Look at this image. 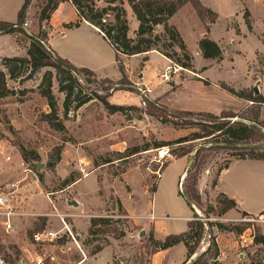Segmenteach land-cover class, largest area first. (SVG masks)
I'll use <instances>...</instances> for the list:
<instances>
[{"label":"rangeland","instance_id":"374dc122","mask_svg":"<svg viewBox=\"0 0 264 264\" xmlns=\"http://www.w3.org/2000/svg\"><path fill=\"white\" fill-rule=\"evenodd\" d=\"M103 1L100 0L99 7H104ZM199 2L203 8L216 14V20L213 23L214 37L223 41H231V38L235 37L234 32L227 29L247 31L243 14L245 10L251 14L252 31L235 49L238 53L231 52L233 68L228 69L226 74L224 71L227 64H223L222 68L219 66L221 70L212 68L206 77L213 79L217 75H225L235 87L243 88L242 85L246 83L243 80H250L249 78L255 80L256 77L264 75V69L260 64L264 60V0H199ZM21 3L22 0H0V21L14 22ZM43 5V0H31L25 24L22 27L23 32L29 37L36 38L48 32L47 22L38 21ZM187 5L172 24L183 38L187 52L194 55L197 51L198 39L202 37L201 29L206 27L210 29L212 24L209 20L213 17L205 15L204 19L200 20L191 5ZM123 7L129 24V37L134 38L138 23L126 2ZM157 31L162 30L157 28ZM10 36L15 44L6 37H0V70L4 72L6 69L3 66V59L27 57L28 40L19 34ZM17 38L21 39V42L17 43ZM222 47L225 45L222 44ZM231 53L228 52L229 57ZM139 64L138 61L130 60L126 65L127 68H134V83L137 82L136 76L143 67ZM207 64L209 62L202 58L196 59L197 68ZM166 65L162 59L155 56L144 64L145 82L155 100H151L150 94L148 99L140 96L135 88L143 87L132 84L128 80L126 85H118V82L93 79L63 67L82 89V96L99 95L110 104L125 108L136 107L144 113L132 109L126 110L125 113L111 115L98 99L93 98L76 112L72 105L70 112L64 116L62 109L64 94L59 92L58 84L59 79L62 78H59L55 69L42 68L37 72H31L26 65L16 70V78L7 77L6 86L10 95L0 102V186L23 180L21 183L24 199L22 207L25 212L36 216L22 218L16 232L11 235L5 236L0 231V258L6 264H19L20 260H28L32 254L43 256L47 264H76L89 259V254L95 247L107 246L114 248L110 264H117L123 260L126 264H149L152 249L148 241L149 228L133 222L129 215H141L149 210L150 198L152 212L171 221V225H174L172 231L182 230L185 224L182 218L190 215L191 210L178 194L176 187L184 162L172 161L183 151L189 150L191 153L185 157L191 160L195 151L214 146V144H207L212 140H192L195 135L205 136L210 132L208 124L205 123L208 120L205 116H178L174 114L175 111L168 110L157 103L158 100L165 105L177 102L180 96L170 93L172 90L170 83L178 82L179 79L191 75L190 71L180 69L171 74L170 82L166 83L161 79ZM167 66L174 68L171 62ZM47 73H50L58 116L66 128V133L51 130L41 120L43 114L49 113L47 101L41 96L43 79ZM118 73L116 71L112 79H118ZM128 77L126 75L127 79ZM141 100L146 102L144 107L140 106ZM148 104L154 106L156 111L164 113V116H161L163 120L157 116L145 114L148 111ZM248 109L243 108L240 112L245 115ZM260 112V119L263 120L264 106H261ZM157 115L162 114L157 113ZM234 121L249 124L238 118L231 119V122ZM182 138H187L189 141L177 143ZM160 143L165 144L163 147L170 150L171 159L161 162L152 160L154 150L158 149L156 147ZM21 151L25 152L26 162L23 160ZM34 154L39 156L38 162H34ZM200 155L205 156L200 174L210 173L209 187L217 171L234 159L233 153L229 150L205 151ZM37 164L41 165L39 169ZM164 164L167 165L162 170L161 167ZM79 181L75 188L70 187L71 184ZM155 185L158 193L151 194L150 188ZM182 191H184L183 188ZM205 192L206 195L200 194L199 204H191L193 207L191 219L196 217L194 218L196 221L210 225L221 224L225 230L205 227V234L199 243L196 255L198 256L208 248L210 238L215 240L214 233H216L215 235L224 236L233 245L230 250L232 256L227 264H264V249L246 251L237 246L240 226L236 221L240 215L231 213L219 216L220 207L216 204L219 197L216 194H210L209 190ZM255 192V195L248 199L250 210L253 212L258 209L264 210V178H258ZM117 200L123 201L125 206L123 208L127 212L118 207ZM72 201L75 203L78 201L79 206H69L67 202ZM52 206L56 208L57 213L67 215L65 221L73 234L80 235L76 237L80 250L71 240L64 243L62 248L60 245L53 244H44L43 247L32 246V234L35 233V225L41 217L39 215H49L45 217L44 228L59 229L58 219L51 216L55 213ZM93 217L110 219V226H98L95 230L99 232L94 237H89L87 233L80 234L73 227L75 219L78 230L84 232L88 220ZM107 230L108 232H105ZM141 231L144 232V236L140 235ZM225 239L219 241L224 242ZM17 243L22 250L16 246ZM221 247L222 254L227 257L229 248L222 244ZM108 253L106 251L102 259H106ZM240 253L243 254L241 259L237 258ZM223 263L226 262L221 264ZM96 264L101 263L99 261Z\"/></svg>","mask_w":264,"mask_h":264},{"label":"trees","instance_id":"16d2710c","mask_svg":"<svg viewBox=\"0 0 264 264\" xmlns=\"http://www.w3.org/2000/svg\"><path fill=\"white\" fill-rule=\"evenodd\" d=\"M68 1L75 8L79 19L73 24L66 25L65 28H78L82 22H86L98 30L103 36V39L109 43L115 53V63L121 75V79L117 83L118 85H126L127 82L121 57H132L146 54L151 51H156L162 55L169 60L173 66L180 67L184 71L194 72L192 64L193 57L187 52L186 46L178 31L173 26H170L168 22L187 4L191 5L200 20H203L205 15L213 17L209 20L210 24H213L216 20V14L209 9L203 8L199 0H106L104 2V7L98 6V0H43L44 5L39 13L38 21L40 23H48L51 15L55 12L57 7L61 3ZM124 2H126L134 19L138 23L137 29L134 32V38L129 37V24L126 11L123 7ZM30 4L31 0H22V4L16 14L15 23L0 21V35L19 34L28 40L26 49L27 57L3 59V66L6 69V72L0 70V102L10 95V91L6 86L7 77L11 79L16 78V70L27 65L31 72H37L42 68H53L57 71L59 78H62L59 79L58 84L59 92L64 94V101L62 104L64 116L70 112L72 105L76 112L93 100V98L98 99L103 108L111 115L115 113H125L126 110L132 109L144 113V111H141L136 107L125 108L123 106L110 104L106 99L99 97V95L94 94L90 96H82V89L77 84L76 80L71 77L70 73L63 69V67L74 71L76 74H82L93 79H95L94 74L87 69H77L73 67L66 60L57 57V55L49 48L48 51L44 46V44L46 45L47 34H41L36 38H33L23 32L22 27L25 24L27 10L30 7ZM243 19L247 30L251 32V19L247 10H245L243 14ZM158 27L162 28L161 32L157 31ZM205 33H209L208 27L205 28ZM16 42H21V39L17 38ZM198 49L204 60H221L222 53L220 48L207 36H204L198 42ZM51 55H53V57ZM142 62L144 63L146 60L144 59ZM260 64L261 67L264 68V60ZM43 84L41 96L47 101L49 113L43 114L41 120L46 123L51 130L58 133H66V128L58 116V108L51 88L50 73H47L44 77ZM220 88L236 99L248 102L250 105L247 107L249 108L247 114L243 115L241 112L238 114L221 112L219 115L215 116L202 113L174 112V114L178 116H205L208 119L205 123L208 124L207 126L210 129V132L205 134V136L195 135L192 140H212L207 142V144H214V146L212 145L208 148H201L195 151L193 160L185 172V177L182 183L184 191L183 193L179 192L178 194L185 198L188 206H191L193 203L199 204L201 201L197 190V181L205 159L204 155H200L202 152L211 150H229L233 153L232 156L236 160L264 161L263 149L246 150L228 148L229 146L240 147L244 145L264 143V119H260V109L261 106H264V98L259 94L255 95L253 90H241L236 92L225 85H220ZM146 112L147 113L145 114L153 117L157 116L163 120L161 116H164V113L158 110L156 111V108L151 104H148V111ZM157 113L162 115L158 116ZM236 118L244 120L249 124L239 121L231 122V119ZM186 141L189 140H187V138H182L178 140L177 143L180 144ZM163 146H165V144L160 143L156 148ZM190 153L191 150L183 151L181 155H177L176 159L185 157ZM21 155L24 162H26L25 152L21 151ZM33 159L34 162H38L39 156L34 154ZM166 165L167 164L162 165L161 169L163 170ZM227 166L228 163L222 169L217 171V174L211 183V188L215 187L216 178L223 169L227 168ZM155 190L156 185L150 188V193L153 194ZM217 196L219 197V200L216 202L217 206L220 207L219 216H224L227 212L236 208V203L233 200L228 199L223 194ZM116 202L118 207L122 209L120 201L117 200ZM194 218L188 222L187 232L180 235L167 236L163 242L153 241L152 234L150 233L148 238L152 247L150 254L153 255L158 251H163L182 243L187 251V260H190V258L198 251L199 243L205 234V227H216L219 230H225L221 224L210 225L209 223L196 221ZM45 222L46 219L44 217H39L34 232L38 233L42 231ZM110 223L111 220L108 218H90L87 235L89 237H94L99 232L98 230H95L98 226L106 227L110 226ZM105 232H108V230ZM120 237H123V235H120ZM91 242L92 240L90 243ZM256 242L264 245V236L259 235L256 238ZM102 250L103 247H95L89 256L92 257ZM218 257V246L214 238H210V245L208 248L203 253L199 254L192 264H218Z\"/></svg>","mask_w":264,"mask_h":264},{"label":"crops","instance_id":"0c3cea01","mask_svg":"<svg viewBox=\"0 0 264 264\" xmlns=\"http://www.w3.org/2000/svg\"><path fill=\"white\" fill-rule=\"evenodd\" d=\"M98 1L100 3V0ZM105 1L106 0H104L103 2ZM187 6L188 5H185L169 20L168 24L170 26H173L172 24L173 20L178 16V14L184 8H187ZM78 19L79 18L77 12L69 1L61 3L57 7L55 12L51 15L47 23L49 29L47 32L46 45L44 44V46L47 49L49 48L53 53H55L57 57L69 62V64H71L73 67L77 69H87L91 71L94 74L95 78L97 79L119 82L121 79L120 73H118L117 76L119 77L118 79H112L114 77L113 74H115L116 71H118L117 65L115 63V53L112 47L109 45V43L103 39V36L98 32V30L86 22H82L78 28H73V29L65 28L66 25L73 24L77 22ZM14 22H7V23H14ZM213 25L214 24L211 25L212 27L209 29L208 34L205 33V29H201L200 35H202V37L198 39V42L204 36H207L211 41L216 43L222 53L221 60L219 61L205 60L209 62V64L201 68H197L195 65L196 59L202 58L201 53L198 49V42H197L196 53L194 55L189 53L193 57L192 64H193V71L195 73L191 72L190 73L191 75H187L184 79H179L178 82L172 81V83H170V86L172 87L170 93L177 95L179 94L180 98L177 100V102H174L173 104H169V105L160 103L158 100L157 103L160 106H163L171 111L204 113V114H212L215 116L219 115L221 112H232L234 114H238L243 108L249 107L250 104L248 102L236 99L226 91L222 90L220 88V85H225L235 90L236 92L238 90H244V89L253 90L254 88H257L259 95H261L264 98V75H260L256 77L255 80L252 78H249L250 80L247 81L243 80L244 83L246 82L244 85H242L243 88L235 87V85L230 80H228V78H226L225 75L224 76L217 75L216 78L213 79H209L208 77H206V74L209 73V71L212 68L221 70L223 64L224 65L227 64L224 71L227 74L228 69L233 68L232 67L233 53L231 52L238 53V51H235V49L237 48L238 45L241 44V40L245 39L247 34L249 35L250 33L247 29H246L247 31H244V29H227V30H232L235 34V37L231 38L232 39L231 41H223L214 37ZM158 28L162 30L161 27ZM0 37H6L7 39L13 42V39L10 35H2V36L0 35ZM222 44H224L225 47H222ZM228 46L230 47L228 48ZM228 52L229 54L231 53V57H229ZM152 56L162 59L167 65L170 62L156 51H151L146 54L136 55L132 57H121L123 66L126 71V75L129 76L127 79L129 82H131L132 84H136L140 87L149 89L147 82H145L146 73L144 70V64H146ZM144 59L146 60V62L143 63L142 61ZM130 60L138 61L140 62V64L143 65L141 71L136 76L137 77L136 83H134L133 81L134 68L131 69L126 67L127 62ZM202 60L204 59L202 58ZM167 65L165 66V68L167 67ZM219 66H221L220 69ZM172 84L174 85L172 86ZM148 94H150L149 96L151 100L156 99L154 98V96H152L151 91ZM148 94H147V98H148ZM180 160H182L184 163L181 174L178 177L176 187L178 193L179 190H181V192L183 193L182 183L185 177V172L188 168L189 159L187 157H182L179 159H175L172 162L180 161ZM159 176H158V180L160 179ZM199 177L200 178L197 181V190L199 192V195L203 193L204 195H206L207 193L205 191L209 190L210 194L211 193L216 195L223 194L228 199H231L236 203V208L234 210L227 212L225 215H229L231 213H235L240 216L243 214L255 215L264 211L263 209H258L255 212H253L250 210V205L248 204V199H250L256 193L255 190L257 187L258 178L259 177L264 178V161L236 160V159L229 161L227 168L223 169L216 178V185L214 188L209 187L210 173H206V175L200 174ZM78 183H80V181L71 184L70 187L75 188ZM96 191L97 189L95 190V192ZM154 193H158L157 187ZM181 198L187 205L185 198L183 197ZM119 201L121 203L122 208L123 207L125 208L123 201L122 200ZM76 204H77L76 207H78L79 202L77 201ZM149 206L150 209L146 210L141 215H129V218H131L135 223H139L145 227H148L149 232L152 234L153 241L163 242L167 236L180 235L187 232L188 230L187 224L189 221L192 220L191 219V216L193 214L192 206L187 205L191 210L190 215L182 218L183 223L185 224L182 226V230H179L177 232L171 230L174 227V225L173 226L171 225V221L163 217H159L152 212L151 198H150ZM124 208L123 210L127 212V210ZM73 227L75 228V230L78 231V233L85 234L87 233L89 227V220H88V225L86 226V231L84 232L78 230V228L76 227L75 219L73 220ZM215 234L216 233H214V236H215L216 244L219 249V254L221 253V256H219L217 259V263L221 264L222 262L225 261L226 263L223 264H227L229 263V258L231 259L232 256L230 250H232L233 245L232 243H229V241L225 239L224 236L221 237V235H215ZM220 239H225V240L224 242L223 241L221 242L219 241ZM221 244L224 247L229 248L226 254L227 257H225L224 254H222ZM16 246H18V248L22 250L21 246L18 243L16 244ZM113 250H114L113 246H107L103 248V250L98 254L90 257L89 259H85L86 260L85 262H77L76 264H84V263L96 264L99 261L101 264H110L113 258ZM106 251L109 252L107 258L102 259V256ZM27 252L30 253L29 251ZM186 254L187 251L185 246L182 243H180L174 247L168 248L163 251H158L155 254L150 255L149 264H186L185 263L187 261ZM193 257L196 259L197 255L195 254L191 258ZM119 258L120 257H118V259ZM237 258L241 259V256L237 255ZM122 262L123 264H126L124 260Z\"/></svg>","mask_w":264,"mask_h":264},{"label":"built area","instance_id":"2783aa9c","mask_svg":"<svg viewBox=\"0 0 264 264\" xmlns=\"http://www.w3.org/2000/svg\"><path fill=\"white\" fill-rule=\"evenodd\" d=\"M174 68L166 67L164 73L161 75V79L168 83L170 82L171 74L179 71V67L173 66ZM177 68V69H176ZM139 92L140 96L145 99L147 94L150 93V90L147 88L136 89ZM146 102L141 100L140 106L144 107ZM154 155L152 160L156 162H161L165 159H171L170 150L166 147L158 148L154 150ZM23 180L13 181L5 185L0 186V231L5 236L11 235L16 232L20 220L25 217H34L36 215L29 214L25 212V209L22 207L24 199L22 198V183ZM50 201V200H49ZM55 211L53 216L58 219L60 224L59 229L54 230L50 228H44L42 231L32 235V246L33 247H43L44 244H53V245H62L71 240L74 245L80 250V247L77 243L76 237L80 236L79 234H73L72 230L68 223H66L67 215H62L57 213V210L52 206ZM41 217H47L49 215H39ZM240 226V232L237 239V246L242 250H251V249H264V245L258 244L256 238L259 235L264 236V211L255 214V215H241L240 218L236 221ZM81 252V251H80ZM31 254V253H29ZM240 253L238 256H242ZM85 258V255H83ZM0 264H6L5 261L0 258ZM19 264H47L43 256L32 254L27 260L22 259L19 261ZM117 264H123L122 261H119Z\"/></svg>","mask_w":264,"mask_h":264},{"label":"water","instance_id":"95a60500","mask_svg":"<svg viewBox=\"0 0 264 264\" xmlns=\"http://www.w3.org/2000/svg\"><path fill=\"white\" fill-rule=\"evenodd\" d=\"M172 86H173V84H172ZM253 92H254L255 95L259 94L257 88H254V89H253ZM228 148H230V149H237V148H239V149H246V150H256V149H263V148H264V143L253 144V145H244V146H240V147H237V146H229ZM192 160H193V157L191 158V160H189V163H190V164H191ZM36 166H37L38 169L41 167L40 164H37ZM189 166H190V165H189ZM68 204H69V206H73V207H76V206H77V204H76L74 201H72V202H70V203H68ZM140 235H141V236H144V232H141ZM193 258H194V257H193ZM194 259H195V258H194ZM191 260H193V259H191ZM192 262H193V261H189L188 264H192Z\"/></svg>","mask_w":264,"mask_h":264},{"label":"bare ground","instance_id":"6f19581e","mask_svg":"<svg viewBox=\"0 0 264 264\" xmlns=\"http://www.w3.org/2000/svg\"><path fill=\"white\" fill-rule=\"evenodd\" d=\"M180 69H181V68H179L178 70H180ZM189 165H190V163H189ZM191 259H193V260H191ZM191 259H190L189 261H193V262H194L195 259H194V258H191ZM189 261H188V262H189ZM188 262H187L186 264H188ZM193 262H192V263H193Z\"/></svg>","mask_w":264,"mask_h":264}]
</instances>
